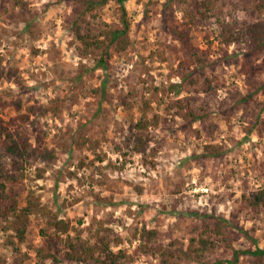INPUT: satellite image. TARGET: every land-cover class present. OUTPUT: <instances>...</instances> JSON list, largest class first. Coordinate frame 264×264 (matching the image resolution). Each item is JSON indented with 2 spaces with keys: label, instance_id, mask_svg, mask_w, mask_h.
<instances>
[{
  "label": "rangeland",
  "instance_id": "1",
  "mask_svg": "<svg viewBox=\"0 0 264 264\" xmlns=\"http://www.w3.org/2000/svg\"><path fill=\"white\" fill-rule=\"evenodd\" d=\"M25 1L39 25L36 37L26 31L30 14L0 0V117L18 118L32 144L56 157L26 165L23 180L9 187L16 206H26L33 190L74 226L94 222L114 251L134 255L130 264H230L232 251L222 246L201 256L193 251L200 218L211 213L234 224L235 248H264V209L252 210L242 198L264 188V48L220 38L223 23L264 18L258 0H217V15L195 25L184 18L194 0H130L132 45L107 71L97 66V52L83 53L70 0ZM96 14V31L121 24L114 1ZM175 27L190 44L174 40ZM206 78L212 90L204 89ZM24 113L28 123L19 119ZM140 120L147 150L136 153L128 137ZM22 225L15 216L0 218V264H54L37 255L44 219L30 216L24 239ZM143 227L159 231L165 255L135 252ZM52 239L61 264H92L65 257L66 234ZM251 258L241 255L236 264H253Z\"/></svg>",
  "mask_w": 264,
  "mask_h": 264
},
{
  "label": "trees",
  "instance_id": "2",
  "mask_svg": "<svg viewBox=\"0 0 264 264\" xmlns=\"http://www.w3.org/2000/svg\"><path fill=\"white\" fill-rule=\"evenodd\" d=\"M73 4L72 29L77 37L84 54L97 52V66L107 71L109 61L119 52L127 50L132 45L130 38L131 20L126 7L130 0H70ZM110 1L117 3L121 10L120 26H111L109 24L100 25L99 30L93 29V21L96 18V12ZM14 4L21 10L29 13L31 18L26 22V31L32 37H36L39 32V25L35 21L32 9L29 10V4L25 0H13ZM172 7L171 2L165 3V8ZM258 13L264 12V0H258L255 4ZM217 0H194L189 3L184 10V18L188 24H198L210 14L217 15ZM220 38L224 44H245L254 51L264 48V18L253 22H240L221 24ZM174 40L182 42L184 45L190 44L189 34L182 28L175 27L171 30ZM2 58L0 56V65ZM212 80L206 78L203 85L206 91L212 90ZM198 83V80L192 81ZM203 87V86H202ZM203 89V88H202ZM150 103L146 101V105ZM188 113L191 117L197 118L193 110ZM31 118L30 113L21 114L20 120L28 123ZM143 120L135 124L137 129L133 130L128 137L133 139V150L136 153L146 152L147 142L140 130H144L146 125ZM139 129V130H138ZM0 138L3 140V146L0 147V218L8 221L9 217L15 216L20 219L23 225L17 229L20 239L25 238L27 225L30 222V216H40L44 219V227L41 228L43 243L37 249V255L41 260H51L54 264H61L62 258L57 252V246L53 241V235H67V248L65 257L76 263L92 264H130L134 261V255L129 254L126 250L116 252L112 249V240L102 234L101 230L94 227V222L84 230L88 231V236L83 237V229L74 226L69 219L59 216L37 195L33 190L30 191L27 204L19 209L15 203V197L10 192L12 183L21 182L25 176L26 165L38 161L48 162L56 157L53 149H41L34 146L30 136L23 128V124L18 122V118H11L5 122L0 117ZM80 138H83L82 136ZM129 145V144H128ZM243 200L252 210L264 209V188L254 190L249 194H243ZM198 214V213H196ZM201 235L198 239H192L193 251L201 256L209 250L216 249L219 246L231 250L233 258L228 261L230 264L239 262L241 255H251L253 264H264V248L256 246L255 249H237L234 242L239 238V234L234 232V224L225 216L211 213L202 215ZM100 226L103 221H97ZM238 229V228H237ZM242 234L247 236L253 244L256 239L252 237L249 231L238 229ZM72 232L77 235L72 236ZM139 246L135 250L137 254H156L164 253L159 243V231L143 227L139 231ZM165 255V254H163ZM165 263L166 260H163Z\"/></svg>",
  "mask_w": 264,
  "mask_h": 264
}]
</instances>
